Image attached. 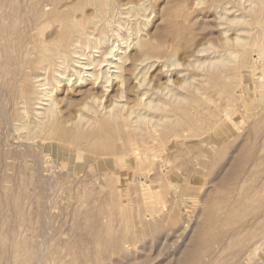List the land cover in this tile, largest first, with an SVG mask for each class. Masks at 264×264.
I'll use <instances>...</instances> for the list:
<instances>
[{
  "label": "rangeland",
  "instance_id": "374dc122",
  "mask_svg": "<svg viewBox=\"0 0 264 264\" xmlns=\"http://www.w3.org/2000/svg\"><path fill=\"white\" fill-rule=\"evenodd\" d=\"M0 264H264V0H0Z\"/></svg>",
  "mask_w": 264,
  "mask_h": 264
},
{
  "label": "bare ground",
  "instance_id": "6f19581e",
  "mask_svg": "<svg viewBox=\"0 0 264 264\" xmlns=\"http://www.w3.org/2000/svg\"><path fill=\"white\" fill-rule=\"evenodd\" d=\"M56 3V2H55ZM66 18V17H65ZM59 19V18H58ZM235 39V41L236 40H238V38L237 37H235L234 38ZM228 42V41H227ZM109 53V51H106V52H102V55H106V54H108ZM64 56V55H63ZM89 56V55H88ZM64 58V57H63ZM92 58V57H91ZM97 62V63H96ZM102 62L101 61H99V60H94V58H92V59H90L89 61H88V63H86V64H83V67L85 68V70H89V69H91V66H93V71H91V72H89L87 75H85L86 77H78V80H86L88 77H92V82H93V84H95L96 83V81L97 80H99L100 78H103L104 80H103V83H108V82H110V77H108V76H105V73H102L101 72V70L100 69H96L97 67H100V64H101ZM61 64V63H60ZM63 67V66H62ZM37 75V74H36ZM84 78H86V79H84ZM90 78H88V79H90ZM118 79L119 78V81H118V83H121L122 84V77L121 76H119V75H117V74H115V77H114V79ZM69 81V79L68 78H66V82H68ZM100 82V81H99ZM137 83V82H136ZM45 85V84H44ZM44 96H48V102H49V105L46 107V109L44 110V111H46L47 112V117L48 116H50V115H53L52 113H53V108H52V105L54 104L53 103V99H51V96L50 95H46V94H44ZM145 96V93L144 92H142V93H139L138 94V101L139 102H141L142 103V100H143V97ZM24 107V106H23ZM26 112V111H25ZM45 115V116H46ZM49 120V119H48Z\"/></svg>",
  "mask_w": 264,
  "mask_h": 264
}]
</instances>
